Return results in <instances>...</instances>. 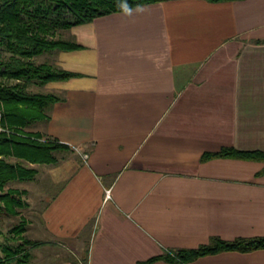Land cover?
I'll return each instance as SVG.
<instances>
[{"label": "crops", "instance_id": "1", "mask_svg": "<svg viewBox=\"0 0 264 264\" xmlns=\"http://www.w3.org/2000/svg\"><path fill=\"white\" fill-rule=\"evenodd\" d=\"M56 35L76 48L33 61L70 76L29 86L60 99L31 128L66 148L19 182L25 264H183L147 262L264 237V162L205 157L264 152V0H165Z\"/></svg>", "mask_w": 264, "mask_h": 264}, {"label": "trees", "instance_id": "2", "mask_svg": "<svg viewBox=\"0 0 264 264\" xmlns=\"http://www.w3.org/2000/svg\"><path fill=\"white\" fill-rule=\"evenodd\" d=\"M161 1L165 0H0V217L2 214L15 216L23 207L24 191L9 185L33 180L36 170L27 165L53 164L56 161L54 152L66 148L55 140L43 138L40 133L27 130L37 121H47L49 107L60 99L51 94L28 95L18 90L70 76L49 64H35L33 59L52 50L76 48L66 37L57 36L58 32L89 23L99 16ZM209 156L264 162L262 151L221 149L218 153L205 155L206 158ZM22 232L21 221L9 230L8 234L12 235L6 240L15 244L1 246L0 264H25L30 259L31 253L25 247L34 244L22 240ZM257 249H264V237L234 241L212 238L207 245L197 249L165 253L147 263L159 258L186 264L219 252Z\"/></svg>", "mask_w": 264, "mask_h": 264}, {"label": "rangeland", "instance_id": "3", "mask_svg": "<svg viewBox=\"0 0 264 264\" xmlns=\"http://www.w3.org/2000/svg\"><path fill=\"white\" fill-rule=\"evenodd\" d=\"M13 84H16L17 82H12ZM22 83V82H20ZM18 91L20 92H23V93H26L28 95H33V94H36V93H33L30 89H29V86L26 87V88H20ZM33 133H35L34 130V127L31 128V126L27 129ZM39 133V132H37ZM28 166V165H27ZM29 167V166H28ZM10 188H13V189H18L19 191H21L22 189V186L19 184V182H13L12 184L9 185ZM21 199L23 200L24 197L22 196ZM0 205H2L0 203ZM31 205V204H30ZM17 215L15 216H9V215H1L0 217V256H3L2 252H1V246L5 245V244H15V242H11V241H7L6 239L11 237L12 234H8L9 233V230L11 228H13L14 226H16L21 219H23V216L25 217L26 214H24L25 212L24 211H18L17 210ZM25 249L27 251H29L30 253L32 252V248H28L25 247ZM10 264H16V263H10Z\"/></svg>", "mask_w": 264, "mask_h": 264}, {"label": "built area", "instance_id": "4", "mask_svg": "<svg viewBox=\"0 0 264 264\" xmlns=\"http://www.w3.org/2000/svg\"><path fill=\"white\" fill-rule=\"evenodd\" d=\"M0 119H1V113H0ZM0 131H1V127H0Z\"/></svg>", "mask_w": 264, "mask_h": 264}]
</instances>
